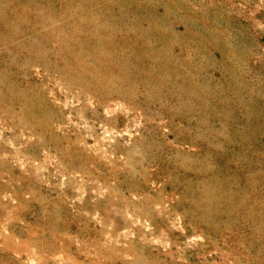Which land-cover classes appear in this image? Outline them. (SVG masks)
<instances>
[{
    "label": "rangeland",
    "instance_id": "obj_1",
    "mask_svg": "<svg viewBox=\"0 0 264 264\" xmlns=\"http://www.w3.org/2000/svg\"><path fill=\"white\" fill-rule=\"evenodd\" d=\"M0 264H264V0H0Z\"/></svg>",
    "mask_w": 264,
    "mask_h": 264
}]
</instances>
